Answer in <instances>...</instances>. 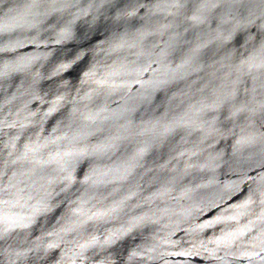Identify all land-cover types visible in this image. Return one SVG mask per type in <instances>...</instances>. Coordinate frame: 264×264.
Here are the masks:
<instances>
[{
	"label": "water",
	"instance_id": "water-1",
	"mask_svg": "<svg viewBox=\"0 0 264 264\" xmlns=\"http://www.w3.org/2000/svg\"><path fill=\"white\" fill-rule=\"evenodd\" d=\"M0 264H264V0H0Z\"/></svg>",
	"mask_w": 264,
	"mask_h": 264
}]
</instances>
